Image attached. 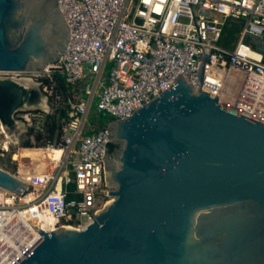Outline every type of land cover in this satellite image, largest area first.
<instances>
[{"label": "water", "instance_id": "obj_1", "mask_svg": "<svg viewBox=\"0 0 264 264\" xmlns=\"http://www.w3.org/2000/svg\"><path fill=\"white\" fill-rule=\"evenodd\" d=\"M70 37L58 0H0V71H57ZM175 81L108 124L112 199L95 221L40 230L19 264H264V122L183 76ZM43 99L38 86L0 78L6 131H18L16 113ZM111 143L119 144L113 153ZM0 186L22 196L29 187L2 168Z\"/></svg>", "mask_w": 264, "mask_h": 264}, {"label": "built area", "instance_id": "obj_2", "mask_svg": "<svg viewBox=\"0 0 264 264\" xmlns=\"http://www.w3.org/2000/svg\"><path fill=\"white\" fill-rule=\"evenodd\" d=\"M58 2L71 37L52 65L72 87V95L60 121L59 140L53 145L24 148L62 152L27 174L0 167L29 186L23 196L0 186V264H19L43 239L40 230L87 228L112 199L109 191L113 187L105 172L108 125L84 133L95 100L99 113L113 121L126 119L149 103L152 95L160 94L183 76L196 89L218 97L220 105L264 122V53L244 41L250 34H264V0ZM230 18L244 22L234 49L219 45ZM50 70L49 76L55 71ZM25 73L0 71V78L48 90L42 79L25 77ZM49 93L45 102L53 110L49 104L52 88ZM20 114H26L27 119L32 113L24 110ZM1 134L9 137L0 122ZM4 148L3 152L8 150Z\"/></svg>", "mask_w": 264, "mask_h": 264}, {"label": "rangeland", "instance_id": "obj_3", "mask_svg": "<svg viewBox=\"0 0 264 264\" xmlns=\"http://www.w3.org/2000/svg\"><path fill=\"white\" fill-rule=\"evenodd\" d=\"M244 28V27H243ZM243 30V29H242ZM242 34V31H240V28L238 26V30L234 36L228 37V41L230 42V49H234V46L236 45V42L238 41V35ZM263 36V35H262ZM262 36H255V35H248L250 38L251 43L256 44V45H261L263 43ZM219 45L225 46L223 41L219 42ZM110 70V64L108 65L106 69V74H108ZM51 73L50 71L47 70H37V71H27V73L22 74L25 77H31L32 75H36L40 79L44 77H48L49 74ZM51 77V76H49ZM28 85H33V86H38L34 84H28ZM48 90L45 91L43 88L41 90L44 92V99H43V105L40 106L39 108L31 109V110H25V113H32L33 110H38L42 113H48L45 111V109H49V113H52L53 110L49 107L46 106L45 98L48 93V96L51 95L49 92H51V88L53 87L52 85L47 84ZM39 87V86H38ZM52 95H53V89H52ZM62 98L56 97V101L52 100L49 98V104L50 106L54 109L55 102L60 101ZM25 115L19 120L20 122L22 121V126L19 128L18 131L16 132H9V137L4 136L3 134L0 135V153L3 152L2 150L7 147L8 150L4 151L3 156L0 154V167L16 173L17 171H23V166H27L30 164L31 161H33L36 157L37 154L32 148H24L23 146V141L27 140L28 138H31V136L35 135L34 134H29L28 129L35 125V119L33 118L32 114L27 116L28 118H25ZM110 117L99 113L96 108V100L94 101V104L92 108L90 109V112L88 114L85 126H84V133L85 134H91L92 133V128H97L98 124H105L109 121ZM14 133V134H13ZM35 139V136L33 140ZM16 158H19V160H14ZM22 163V166H21Z\"/></svg>", "mask_w": 264, "mask_h": 264}, {"label": "trees", "instance_id": "obj_4", "mask_svg": "<svg viewBox=\"0 0 264 264\" xmlns=\"http://www.w3.org/2000/svg\"><path fill=\"white\" fill-rule=\"evenodd\" d=\"M238 26L240 31H242L244 27V22L242 20H235V19H228L222 33V37L220 41L224 42L225 47L230 45V42L227 40L228 37L234 36L238 30ZM238 41L241 37V34L238 35ZM263 43L261 45H256L251 43L250 38L246 36L244 38L245 43L251 45L253 48L260 50L264 53V34L262 36ZM236 42V44L238 43ZM236 46V45H235ZM234 46V48H235ZM43 85H52L53 95L50 96V99L56 101V96L61 95L62 99L60 101L55 102L54 109L52 113H42L41 110H33L32 116L35 119V125L28 129L29 134H34L35 132V139L34 141L28 138L27 140L23 141L24 147H31V146H45V145H53L59 140L60 135V121L63 116L67 113L68 104L66 101L68 98L71 97V86L65 83L63 76L60 72L54 71L51 74V77H44L42 78ZM114 119L110 117L109 121L105 124H98L96 129L102 128L107 126L110 122ZM119 144L111 143L109 145V150L113 153Z\"/></svg>", "mask_w": 264, "mask_h": 264}, {"label": "bare ground", "instance_id": "obj_5", "mask_svg": "<svg viewBox=\"0 0 264 264\" xmlns=\"http://www.w3.org/2000/svg\"><path fill=\"white\" fill-rule=\"evenodd\" d=\"M48 68L46 69L48 70ZM34 151L36 152L37 157L33 161H31L29 165L23 166L24 167L22 171L23 174H27V173L39 170L40 162L48 163L49 160L57 159L62 152L60 149H47V150L34 149ZM16 160H19L21 162L19 158H16ZM21 166H22V163H21Z\"/></svg>", "mask_w": 264, "mask_h": 264}, {"label": "flooded vegetation", "instance_id": "obj_6", "mask_svg": "<svg viewBox=\"0 0 264 264\" xmlns=\"http://www.w3.org/2000/svg\"><path fill=\"white\" fill-rule=\"evenodd\" d=\"M22 111H18L17 113H16V120L19 122V120H21V118H22V115L20 114Z\"/></svg>", "mask_w": 264, "mask_h": 264}]
</instances>
